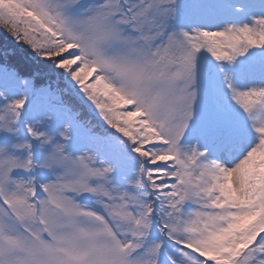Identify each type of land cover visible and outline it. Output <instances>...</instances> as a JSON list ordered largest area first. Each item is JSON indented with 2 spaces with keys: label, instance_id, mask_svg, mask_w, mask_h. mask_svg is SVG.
I'll use <instances>...</instances> for the list:
<instances>
[{
  "label": "snow or ice",
  "instance_id": "1",
  "mask_svg": "<svg viewBox=\"0 0 264 264\" xmlns=\"http://www.w3.org/2000/svg\"><path fill=\"white\" fill-rule=\"evenodd\" d=\"M0 31V264H264V0H0Z\"/></svg>",
  "mask_w": 264,
  "mask_h": 264
},
{
  "label": "trees",
  "instance_id": "2",
  "mask_svg": "<svg viewBox=\"0 0 264 264\" xmlns=\"http://www.w3.org/2000/svg\"><path fill=\"white\" fill-rule=\"evenodd\" d=\"M14 48V45H12L10 39L6 36V34L3 31H0V55L2 56L3 52L5 50L11 51ZM13 63H22L23 57L22 54H20L17 51L16 57L12 60Z\"/></svg>",
  "mask_w": 264,
  "mask_h": 264
},
{
  "label": "rangeland",
  "instance_id": "3",
  "mask_svg": "<svg viewBox=\"0 0 264 264\" xmlns=\"http://www.w3.org/2000/svg\"><path fill=\"white\" fill-rule=\"evenodd\" d=\"M1 56V55H0Z\"/></svg>",
  "mask_w": 264,
  "mask_h": 264
}]
</instances>
